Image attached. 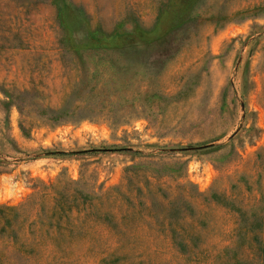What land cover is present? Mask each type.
<instances>
[{"label":"rangeland","instance_id":"obj_1","mask_svg":"<svg viewBox=\"0 0 264 264\" xmlns=\"http://www.w3.org/2000/svg\"><path fill=\"white\" fill-rule=\"evenodd\" d=\"M105 37L113 43L81 47ZM88 98L115 109L66 122L85 113L61 110L65 103ZM148 162L174 164V177L155 182H190L185 195L213 190L241 205L264 195V0H0V205L20 204L60 174L96 191L123 187L125 168ZM190 202L205 221L199 257L187 259L141 216L127 227L129 242L89 226L60 242L71 254L63 259L48 239L29 247L19 222V245L0 235V259L213 264L234 242L237 215L202 197Z\"/></svg>","mask_w":264,"mask_h":264},{"label":"trees","instance_id":"obj_2","mask_svg":"<svg viewBox=\"0 0 264 264\" xmlns=\"http://www.w3.org/2000/svg\"><path fill=\"white\" fill-rule=\"evenodd\" d=\"M105 43L111 44L113 41L105 37L83 43L81 47H98ZM106 107L111 112L115 109L111 101H94L88 98L73 105L66 102L61 110L71 109L73 112L85 113L78 118H65L66 122H73L89 119V113L102 112ZM47 119L60 120L58 115ZM108 119L112 122L118 120L113 117ZM119 123L128 122L121 120ZM174 166L164 165L158 168L152 162L127 166L124 170L123 187L114 185L102 190L99 186L97 191L93 186L88 188L87 183L81 180L62 178L61 174L53 181H40L20 204L0 205V235L10 233L13 242L19 245L15 240L17 236L12 235L15 234L14 227L19 222L20 225L27 223L32 235V245L29 247L36 249L35 246L48 239L54 248L53 255L63 259L71 254L67 247L61 245V241L82 238L89 226L103 225L112 231L122 245L131 238L126 235L127 227L143 216L157 223L156 231L168 236L180 254L187 259L189 256L195 258L202 255L199 239L205 221L195 217L196 209L190 199L202 197V201L221 205L237 215L233 231L234 242L216 255L213 264H248L243 252L264 264V195L261 194L255 203L241 205L234 198L213 190L208 194L196 191L195 195H185L186 186L192 185L190 182H177L165 187L155 182L164 176L174 177ZM30 210H33L34 218L28 221ZM126 258L124 254H113L110 259H102L100 264H107L109 261L115 264Z\"/></svg>","mask_w":264,"mask_h":264}]
</instances>
